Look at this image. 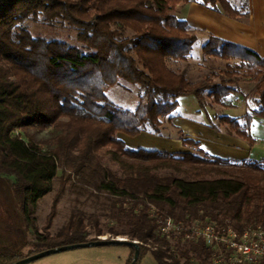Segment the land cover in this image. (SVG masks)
<instances>
[{
    "label": "trees",
    "instance_id": "obj_1",
    "mask_svg": "<svg viewBox=\"0 0 264 264\" xmlns=\"http://www.w3.org/2000/svg\"><path fill=\"white\" fill-rule=\"evenodd\" d=\"M193 2L232 19L249 17L248 0H0V264L99 241L88 239L91 224L96 236L104 233L97 215L82 211L50 233L59 195L38 227L39 202L53 192L59 171V194L71 183L111 204L109 233L139 241L137 264L148 253L158 264H209L212 254L202 242L161 237L149 204L177 221L264 228V160L214 156L183 131L180 151L132 149L124 140L161 138L163 120L172 121L183 97L194 96L201 109L209 100L228 107L240 93L233 78L242 76L255 83L254 107L211 127L256 145L251 128L264 120V58L210 35L202 54L227 63L226 79L215 83L211 73L193 82L170 68L188 62L198 40L177 14ZM40 21L64 22L79 45L35 36L26 23ZM120 81L138 88L133 111L108 99Z\"/></svg>",
    "mask_w": 264,
    "mask_h": 264
},
{
    "label": "rangeland",
    "instance_id": "obj_2",
    "mask_svg": "<svg viewBox=\"0 0 264 264\" xmlns=\"http://www.w3.org/2000/svg\"><path fill=\"white\" fill-rule=\"evenodd\" d=\"M235 5L239 6L241 0H232ZM244 1V0H243ZM264 5V4H263ZM249 15L250 12L254 14V22L261 24L264 22V6H261L260 0H248ZM26 26L35 36L46 37L49 39H57L72 45H79L76 40V32L69 28L64 22H56L54 25H48L43 22H27ZM198 40L194 46L192 57L188 62H172L170 68L175 73H183L187 79L193 82L201 80L206 75L211 73L216 74L214 82L219 83L221 79H226L223 72L226 70V62L206 58L202 54V46L208 40L204 37L203 33H196ZM127 35H131L128 32ZM236 87L240 93L233 94L227 99L228 107L216 105L208 101L209 105L206 109H201L198 100L194 96L183 97L180 99V107L172 115L173 119L169 118L163 120L162 137L171 141L179 140V131L196 141H201V148L213 154L214 151L218 154L217 146L226 147L239 145L235 149V154H239L245 158H264V124L263 120H253L251 134L257 140L254 147H250L244 140L236 137L235 135H228L226 132H218L211 127L212 122L217 124L218 118L221 116H229L232 118H242L250 109L254 107L253 97L255 83L237 76L233 78ZM138 88L125 81L120 83L107 92L108 99L118 105L119 107L133 111L139 103ZM256 121V122H255ZM221 130H226L222 126ZM48 137V132L41 133L37 136L38 140ZM221 137V138H220ZM163 139V138H162ZM159 140L149 139L146 136L140 138H132L128 144L135 145L136 141H140L144 146L153 148L160 146ZM221 139V140H220ZM225 140V141H223ZM164 141V140H163ZM237 143V144H236ZM135 147V146H133ZM183 148V146H182ZM232 148V147H230ZM240 148V149H239ZM186 149V148H183ZM191 151V150H190ZM226 153V151H223ZM60 176L61 171L58 172V178L54 183V190L43 200L39 202L37 209V225L40 229L46 224L47 216L53 207L55 199L59 195L57 204V216L54 219L50 233L52 235L58 234L69 222L71 217L78 211L84 212L87 216L97 215L100 221V227L103 230L101 236H96L93 224L89 226L90 235L88 239L97 237L99 240H131L125 235H113L109 233V228L114 225V221L109 218L111 212V204L105 203V200H98L95 197L89 196L87 193H78L69 183L66 191L60 193ZM131 248L127 246H105V247H88L82 249L70 250L58 254H53L44 257L40 260L46 261L48 264H127L131 256ZM37 260V261H40ZM36 262V261H35ZM32 262V263H35ZM29 263V264H32ZM138 264H158L154 256L148 253L141 257Z\"/></svg>",
    "mask_w": 264,
    "mask_h": 264
},
{
    "label": "built area",
    "instance_id": "obj_3",
    "mask_svg": "<svg viewBox=\"0 0 264 264\" xmlns=\"http://www.w3.org/2000/svg\"><path fill=\"white\" fill-rule=\"evenodd\" d=\"M148 213L161 237L169 241L180 238L183 243L202 242L212 252L209 264H261L264 261V228L260 225H248L238 231L230 224L220 225L209 219L177 221L150 204Z\"/></svg>",
    "mask_w": 264,
    "mask_h": 264
},
{
    "label": "crops",
    "instance_id": "obj_4",
    "mask_svg": "<svg viewBox=\"0 0 264 264\" xmlns=\"http://www.w3.org/2000/svg\"><path fill=\"white\" fill-rule=\"evenodd\" d=\"M260 4L261 6H264L263 5L264 0H260ZM177 14L180 18L185 19L188 25L190 26V28L194 30L196 33L199 32L203 33L202 35H204V37H209L210 35L216 36L227 42H231L233 44L248 48L259 54L262 58H264V22H262L261 24H256L254 22V18H253L254 14L252 12H250V15L247 19H232L225 15L215 13L203 7L202 5L193 2L179 6ZM262 122L264 124V120ZM141 136H146L147 138L153 140H159L162 138L163 139L160 141L159 143L160 146H158V148L146 147L142 143H139L140 141H136L135 145H133L135 147H133L128 144L129 140L132 138L125 137L124 140L126 141L127 145L132 149L141 148L146 150H160V151L183 150L182 143L179 140H174L171 141L170 143L168 139L164 137L158 138V137L148 136L145 134ZM141 136H138L136 138H140ZM231 145L232 146L226 144V147L217 146L219 153L217 154L214 151L212 155L222 158H229L232 160H255V161L264 160V158L248 159L245 157H241L239 154L237 153L235 154L236 152L235 149L239 145L237 146L233 144ZM223 151H226V153H224ZM32 264H48V263L46 261L40 260Z\"/></svg>",
    "mask_w": 264,
    "mask_h": 264
},
{
    "label": "water",
    "instance_id": "obj_5",
    "mask_svg": "<svg viewBox=\"0 0 264 264\" xmlns=\"http://www.w3.org/2000/svg\"><path fill=\"white\" fill-rule=\"evenodd\" d=\"M105 246H127L130 248L135 249V254L132 260L131 264H137V261L140 256V246L139 243L134 242V241H129V240H117V239H112V240H99V241H91L87 243H80V244H75V245H69L65 247H60L56 249H51L48 251L41 252L39 254H36L34 256L28 257L16 264H29L32 262H35L37 260H40L44 257L53 255V254H58L70 250H75V249H82V248H88V247H105Z\"/></svg>",
    "mask_w": 264,
    "mask_h": 264
}]
</instances>
